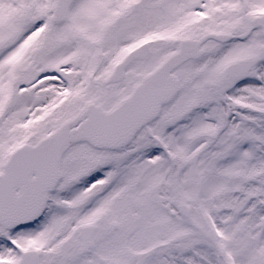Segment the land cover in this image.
Masks as SVG:
<instances>
[{"label": "snow or ice", "instance_id": "6c2138e0", "mask_svg": "<svg viewBox=\"0 0 264 264\" xmlns=\"http://www.w3.org/2000/svg\"><path fill=\"white\" fill-rule=\"evenodd\" d=\"M0 264H264V0H0Z\"/></svg>", "mask_w": 264, "mask_h": 264}]
</instances>
